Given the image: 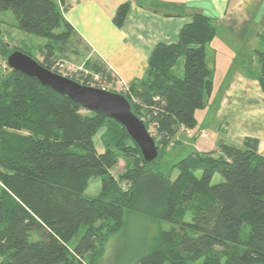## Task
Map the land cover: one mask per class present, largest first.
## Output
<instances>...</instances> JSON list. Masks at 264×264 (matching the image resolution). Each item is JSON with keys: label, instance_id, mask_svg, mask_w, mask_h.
<instances>
[{"label": "trees", "instance_id": "trees-1", "mask_svg": "<svg viewBox=\"0 0 264 264\" xmlns=\"http://www.w3.org/2000/svg\"><path fill=\"white\" fill-rule=\"evenodd\" d=\"M68 1L0 0V14L11 12L19 30L46 39L36 59L56 72L76 35L64 16ZM129 8V3L118 8L117 26L124 24ZM214 21L213 16L194 13L178 42L158 45L144 77L121 91L137 115L147 116L144 121L161 146L153 163L145 162L115 120L86 110L21 72L6 66L0 70V264H105L106 244L125 226L126 212L175 224L161 229L134 264H264L260 141L247 138L243 146L221 142L213 151L195 150L173 164L162 161L182 127L196 128V111L206 107L213 93L207 45L216 36ZM10 44L0 29L2 62L15 49L28 53ZM181 58L179 76L174 67ZM256 58L259 70L247 69V74L264 91V52ZM85 70L104 83L118 81L101 62L88 60ZM70 74L91 85L93 78L84 72ZM108 122L116 127V147L108 139L100 152L94 137ZM121 154L127 162L116 178L112 169ZM216 174L221 180L214 183ZM94 177H100L101 191L87 196ZM189 213L192 219L186 221ZM246 225L249 232L242 239ZM82 227L84 233L71 245ZM119 260L116 255L111 264Z\"/></svg>", "mask_w": 264, "mask_h": 264}, {"label": "crops", "instance_id": "crops-1", "mask_svg": "<svg viewBox=\"0 0 264 264\" xmlns=\"http://www.w3.org/2000/svg\"><path fill=\"white\" fill-rule=\"evenodd\" d=\"M125 3L130 8L120 27L114 17ZM67 5L64 16L76 35L65 56L83 68L88 60L103 63L122 88L144 77L158 45L178 42L194 13L213 16L216 36L207 46V59L214 68L210 102L215 99V109L210 120L208 113L204 115L208 125L198 127L196 116V128L182 127L175 145L188 155L213 151L221 142L243 146L247 138H254L264 156V91L247 74L256 53L264 52V0H69ZM10 20V12L0 14V29L10 45H23L27 37L10 30ZM210 107L207 104L203 110ZM202 130L207 137L201 136Z\"/></svg>", "mask_w": 264, "mask_h": 264}, {"label": "rangeland", "instance_id": "rangeland-1", "mask_svg": "<svg viewBox=\"0 0 264 264\" xmlns=\"http://www.w3.org/2000/svg\"><path fill=\"white\" fill-rule=\"evenodd\" d=\"M10 15H11V20H10L9 29L10 30L14 29L15 31L14 33L16 35L20 33V35H23L24 38L27 37L28 39L25 41L23 45L21 44L20 46H23L24 50H26L31 56L37 59H40L39 44L45 43L46 39L40 36L22 32L21 30L17 28V21H16L15 16L11 12H10ZM65 60L69 63H72L73 65L75 64L73 62L74 60L72 59L68 60L67 58H65ZM183 60L184 59L181 58L174 67V72L179 76L183 74ZM251 62L252 64L250 67H252V71L257 72L260 68L257 58H253ZM5 66H6L5 62H2L0 60V70L1 71L5 70ZM78 68L82 69L81 72L84 71L83 67H78ZM95 75L96 74H92V76L91 74L88 75V77L91 76V78H93L92 80L88 82L92 86L100 87V88L109 87L115 90L116 92H121L123 90V88L120 87L119 85H111V84L104 83L100 80H97L94 77ZM221 75L222 74L219 73L218 77L216 76L217 83L219 82ZM212 101H215V99ZM212 101L210 102V97L207 98V104H209V106L212 107V108L210 107L211 110L209 109L207 111V110L199 109L196 111V116L198 117L199 123H200L198 127H200V125L203 123L208 125V119L206 120V117L204 116V115H207V113H208L209 120L212 118L213 110L215 109V106L213 107ZM143 118L144 120H147L146 115H144ZM114 129H116V127L112 125L110 122H108L105 125H103L102 128L98 131V133L94 137V143L98 151L100 152L104 151L107 148L109 141H110L109 146L116 147L115 140H116L117 134L115 133ZM151 129H152V126H150L149 130L151 131ZM201 136H203L202 132H201ZM203 137H207V135ZM175 141L176 140L173 139L172 142L170 143L169 148H167V151L169 152L168 155L164 152V156L162 160L163 162L168 163V164L169 163L173 164L177 162L178 160H180L181 158H184L186 156L184 147L175 145ZM191 149L192 148H189L188 150H191ZM126 162L127 160L125 156L121 154L118 164L116 165V167L112 169V174L116 178H118L119 175L125 170ZM177 175H178V171L175 170L173 173V177L175 178L177 177ZM220 180H221V176L219 174H216L214 176L213 182L217 183ZM100 191H101V179L100 177H94L91 180L90 185L88 189L86 190L85 194L87 196H96L99 194ZM191 219H192V213H189L186 217V221H191ZM174 226L175 224L170 221L154 220L143 214H139L135 212H126L125 226L119 233L112 236L110 240L108 241V243L106 244V251H105V256H104L105 264L114 263L116 259V255L120 256L119 259L122 261V264H134V262L142 254L146 253L150 249L153 243V238L159 233L161 229H169ZM84 231H85V227H82L80 232L71 241V245H74L79 241ZM248 232H249V227L248 225H246L242 231L241 238L246 239ZM1 259L2 257L0 256V260ZM195 264H201V261Z\"/></svg>", "mask_w": 264, "mask_h": 264}, {"label": "water", "instance_id": "water-1", "mask_svg": "<svg viewBox=\"0 0 264 264\" xmlns=\"http://www.w3.org/2000/svg\"><path fill=\"white\" fill-rule=\"evenodd\" d=\"M5 65L79 103L86 110L115 120L126 129L131 140L139 147L146 163L159 159L161 146L144 119L133 111L132 104L124 93L80 83L46 68L36 58L19 49L8 54Z\"/></svg>", "mask_w": 264, "mask_h": 264}, {"label": "built area", "instance_id": "built-area-1", "mask_svg": "<svg viewBox=\"0 0 264 264\" xmlns=\"http://www.w3.org/2000/svg\"><path fill=\"white\" fill-rule=\"evenodd\" d=\"M56 69H57V73H60V74H62V75H64V76H67V77H70V78L72 77V76H71L72 74H70L71 72H74V73L79 74V73H81V71H82L81 68H78V67H76L75 65H73V64H71V63H68L67 61H59V62L57 63V67H56ZM53 71H54V70H53ZM55 72H56V71H55ZM83 72H84L85 76H88V75L91 74V73H90L89 71H87V70H85V71H83ZM94 77H95L97 80L102 81L99 75H95ZM103 88L107 89L106 87H103ZM202 135H203V136H206V135H207V134L204 132V130L202 131Z\"/></svg>", "mask_w": 264, "mask_h": 264}]
</instances>
